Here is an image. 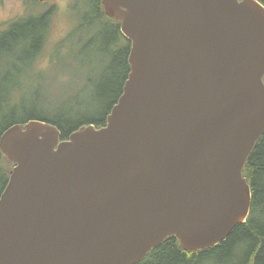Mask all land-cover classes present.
<instances>
[{"label": "water", "instance_id": "water-1", "mask_svg": "<svg viewBox=\"0 0 264 264\" xmlns=\"http://www.w3.org/2000/svg\"><path fill=\"white\" fill-rule=\"evenodd\" d=\"M131 42L107 125L8 128L0 264H138L168 237L201 252L246 222L264 134L257 0H102Z\"/></svg>", "mask_w": 264, "mask_h": 264}, {"label": "trees", "instance_id": "trees-1", "mask_svg": "<svg viewBox=\"0 0 264 264\" xmlns=\"http://www.w3.org/2000/svg\"><path fill=\"white\" fill-rule=\"evenodd\" d=\"M257 1L264 6V0ZM4 2L0 0V7ZM39 2L27 0L30 15L26 17L0 21V58L11 61L0 77V138L11 126L30 121L56 126L63 141L80 127L104 126L123 94L130 73L128 57L131 43L122 35L120 23L106 15L102 0H87L81 14L74 13L72 33L67 37L81 33L89 35L84 49L99 48L108 62L103 67V78L95 84L85 109L81 110L79 104L72 109L70 104L80 103L76 98H72L67 107L55 105L54 100H48L49 94L41 93L40 84L29 87L24 83H13L9 78L15 72L47 62L52 51L48 52L47 45L54 10L42 12ZM18 48L22 50L21 54L17 53ZM11 53L17 56V60L11 57ZM50 57L53 58V53ZM42 67L46 68L47 64ZM92 107H96L97 112ZM12 168L0 150V196ZM243 174L252 191L251 211L245 224L237 225L217 246L201 252H186L175 237H169L138 264H264V135L255 144Z\"/></svg>", "mask_w": 264, "mask_h": 264}, {"label": "rangeland", "instance_id": "rangeland-1", "mask_svg": "<svg viewBox=\"0 0 264 264\" xmlns=\"http://www.w3.org/2000/svg\"><path fill=\"white\" fill-rule=\"evenodd\" d=\"M26 2L27 0H5L0 7V21L30 15ZM85 2L87 0H40L42 12L54 10L52 17L54 22L47 45L48 52L52 51L47 57V62L35 65L32 69H21L8 77L18 85L24 83L33 87L40 84L41 93L49 94L48 100H54L55 105L61 108L67 107L71 99L76 98L80 103L70 104L72 109H75L77 104L81 110L85 109L95 84L103 78V67L108 62L99 48L91 51L84 49V42L89 35L81 33L67 37L72 33L74 13L81 14ZM63 39L65 40L57 46ZM18 49L17 53L21 54L22 50ZM52 53L53 58L50 57ZM11 57L17 60L15 54L11 53ZM10 64L11 61L0 58V77ZM46 64L47 67L43 68L42 66ZM92 109L97 112L96 107ZM1 187L2 182L0 189Z\"/></svg>", "mask_w": 264, "mask_h": 264}]
</instances>
